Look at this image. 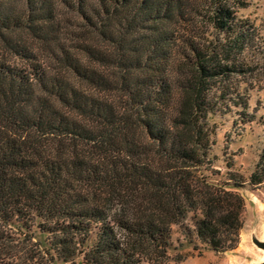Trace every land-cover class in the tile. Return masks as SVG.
I'll return each mask as SVG.
<instances>
[{"label": "trees", "instance_id": "1", "mask_svg": "<svg viewBox=\"0 0 264 264\" xmlns=\"http://www.w3.org/2000/svg\"><path fill=\"white\" fill-rule=\"evenodd\" d=\"M246 6L0 0V264L162 263L189 213L238 245L244 197L200 170L209 114L264 75Z\"/></svg>", "mask_w": 264, "mask_h": 264}, {"label": "rangeland", "instance_id": "2", "mask_svg": "<svg viewBox=\"0 0 264 264\" xmlns=\"http://www.w3.org/2000/svg\"><path fill=\"white\" fill-rule=\"evenodd\" d=\"M238 15L249 19L264 35V0H247V6L240 8ZM40 55L53 67V60L41 50ZM12 60L22 62L14 57ZM245 80L247 83L241 81L240 90L248 94V108L221 101L209 114L211 147L200 170L209 181L232 188L244 197L240 241L230 250L212 249L195 236L189 213L173 225L168 257L157 264L264 262V75Z\"/></svg>", "mask_w": 264, "mask_h": 264}, {"label": "water", "instance_id": "3", "mask_svg": "<svg viewBox=\"0 0 264 264\" xmlns=\"http://www.w3.org/2000/svg\"><path fill=\"white\" fill-rule=\"evenodd\" d=\"M262 264H264V262Z\"/></svg>", "mask_w": 264, "mask_h": 264}]
</instances>
